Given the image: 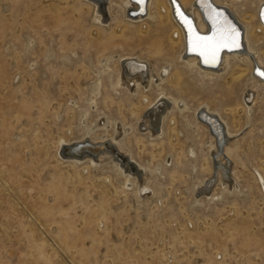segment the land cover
<instances>
[{
  "label": "rangeland",
  "instance_id": "374dc122",
  "mask_svg": "<svg viewBox=\"0 0 264 264\" xmlns=\"http://www.w3.org/2000/svg\"><path fill=\"white\" fill-rule=\"evenodd\" d=\"M228 1L252 23L250 46L264 63V0ZM94 8L87 0H0V264H264V90L249 78L251 64L232 56L225 69L202 71L182 59L179 28L163 9L161 19L132 21L138 11L105 0L99 21ZM150 11L159 17L155 5ZM138 56L168 68L162 89L153 84L144 100L115 85L122 62ZM160 94L187 110H173L164 134L150 140L139 124ZM205 105L234 134L227 146L238 186L197 197L211 173V141L190 121ZM101 115L130 128L137 162L161 166L154 197L140 202L111 166L60 157L61 143L81 139Z\"/></svg>",
  "mask_w": 264,
  "mask_h": 264
},
{
  "label": "bare ground",
  "instance_id": "6f19581e",
  "mask_svg": "<svg viewBox=\"0 0 264 264\" xmlns=\"http://www.w3.org/2000/svg\"><path fill=\"white\" fill-rule=\"evenodd\" d=\"M104 1L105 0H87L88 5L92 4L97 8L98 15L96 19L99 21H104L101 18L104 16V12L101 10ZM177 1L183 12L193 19V26L191 25L193 29L201 35L211 33L212 23L208 18V14L210 12H218L220 14L219 18L227 19V21L239 30L240 45L243 46V50H241V46L238 49H222L214 63H205L203 57H201L198 52L188 50V28L181 16L177 15V9L174 7L172 0H119L120 6H122L123 9L129 7V10L132 12L141 11V14L137 17H133L136 19L128 17L132 21L141 20L144 14H148L153 19H161L164 16L161 13L163 9L166 16H168L171 21L177 25V28H179L176 33L177 36L179 35L182 38L185 52L182 59L187 62V65L198 67L200 70L206 72H217L226 68L227 61L230 57L237 56L236 59H239L241 62L245 63V65L251 64L249 74H251L252 78H249L253 83H257L264 90V79L254 73L256 66L264 71V63H262L260 58L261 55H259L257 50L250 46V39L254 38V34L249 31V27H251L252 23L245 19H241L228 0ZM144 4H146L145 7ZM153 5H155L157 11H159V17L154 16V13L150 11ZM143 11H145V13H143ZM262 11H264L263 1L260 2L257 8V20L259 24L258 27L264 32V19L260 17ZM160 25L161 21L158 23V26ZM242 32L243 37L241 42ZM219 61L220 64L217 67ZM162 69L156 70L154 66L144 61L139 56L136 58H127L122 62V69L118 72L115 85L123 86V88L125 87L130 92L137 91L138 94H141L142 91L146 89L152 88L153 84L162 89V85L168 80V76H166L167 71L162 72ZM234 70L237 78H241L243 75L241 67L238 66ZM178 72V78L184 76L181 71ZM179 79L177 83H179ZM142 94L140 98L144 100L146 97L142 96ZM253 96L254 91L252 89L249 90L245 96L244 104L248 108L250 104H253L255 101ZM250 101L252 103H250ZM173 110L184 113L187 107L180 100L178 101L171 96L160 94L143 112L141 118L142 122L140 123L138 121L140 123H138L140 125L138 134L148 136L150 140L159 139L164 134V122ZM250 112H252V109H250ZM190 123L195 130L205 128L206 131H208L211 141V173L201 184L196 186L197 197L212 193L213 190L211 189H214L216 185H220L224 189H234L237 187L238 182L235 177L236 174H234V167H232L234 157L231 149L227 146L229 139L233 137L234 134L231 131L226 117L218 112L215 107L205 105L203 108H198L196 110L195 120L190 121ZM110 126H112V134L109 136L107 128ZM125 126L127 125H123L116 120L112 124L107 117L101 115L91 127L86 129V133L81 139L70 143L63 141L60 146L61 151L59 155L67 162L72 164L88 163L94 169L104 168L105 166L113 167L114 170L123 177L124 186L132 188L137 199H139L140 202H145L147 199L154 197L157 193L155 188L151 187L150 182L157 173H160L161 166L150 167V164L145 165L135 160L132 148L128 144V141H126V139L128 140V130L130 128ZM89 128H102L103 131L102 133L92 136ZM136 136L137 134H134V137ZM208 197H210V194Z\"/></svg>",
  "mask_w": 264,
  "mask_h": 264
},
{
  "label": "snow or ice",
  "instance_id": "6c2138e0",
  "mask_svg": "<svg viewBox=\"0 0 264 264\" xmlns=\"http://www.w3.org/2000/svg\"><path fill=\"white\" fill-rule=\"evenodd\" d=\"M177 15L181 16L188 28V50L198 52L205 63H214L222 49L240 48L239 30L227 19L219 18L220 14L218 12H210L208 14V18L212 23V31L207 35H201L196 32L187 17L183 16L179 7H177ZM260 17L264 19V11L260 13ZM259 75L264 76V71H259Z\"/></svg>",
  "mask_w": 264,
  "mask_h": 264
}]
</instances>
